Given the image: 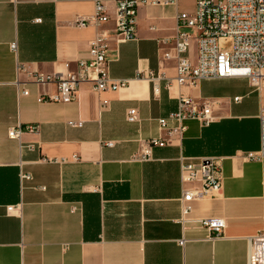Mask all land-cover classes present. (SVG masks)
<instances>
[{
	"label": "crops",
	"instance_id": "1",
	"mask_svg": "<svg viewBox=\"0 0 264 264\" xmlns=\"http://www.w3.org/2000/svg\"><path fill=\"white\" fill-rule=\"evenodd\" d=\"M100 1L110 20L80 27L77 17L92 16L95 0H0V264H247L246 237L264 229V160L244 156L259 148L264 88L242 77L176 83V17L192 15L195 0L142 3L136 40H110L108 73L126 87L98 93L81 83L72 102H38L55 86H36L27 72L64 71V62L73 71L93 37L113 35L116 1ZM191 46L193 60L194 39ZM149 71L171 78L170 88L156 79L154 90ZM17 79L28 94H18ZM181 95L212 101L214 119H187L184 133L167 135L157 118ZM128 108L138 111L137 122L126 121ZM27 123L38 131L8 137V128ZM159 136L168 143L149 159H131L139 138ZM180 156H215L223 172L220 191L192 200L184 223ZM20 171L33 179L20 182ZM205 217L225 220L221 237L199 224Z\"/></svg>",
	"mask_w": 264,
	"mask_h": 264
},
{
	"label": "built area",
	"instance_id": "2",
	"mask_svg": "<svg viewBox=\"0 0 264 264\" xmlns=\"http://www.w3.org/2000/svg\"><path fill=\"white\" fill-rule=\"evenodd\" d=\"M113 12V35L98 34L89 41L88 56L76 61V69L70 71L67 62L66 70L52 72L29 71L30 82L36 86L54 85L53 93L42 92L37 96L38 102L74 101L76 92L81 83H91L94 91L100 93L106 90H120L126 87L128 80L114 79L108 73V64L105 59L110 40L115 43L134 41L137 38V9L142 3L149 5H167L174 0H115ZM77 25L87 27L91 22L104 24L110 20L103 1L95 0L94 13L89 17H77ZM194 30V33L190 30ZM176 34L172 38L175 50L176 74L175 81L179 85L195 84L201 79H217L226 77H242L249 79L252 86L260 89L264 80V0H195V9L192 15L179 13L176 17ZM195 41V56L190 57L191 41ZM11 50L15 51L16 42L10 43ZM164 57L168 59L170 53ZM143 75V74H141ZM144 76V75H143ZM146 77L152 79L154 90L157 88L156 79L165 81V87L170 88L172 79L163 75H153L147 72ZM17 92L28 94L27 82L15 80ZM236 100L240 96L235 97ZM102 101V105L106 104ZM212 101L195 102L189 96L177 98L176 109L166 117L157 118L158 126L167 135L180 136L186 131L184 121L193 119L200 125H207L214 119L211 109ZM125 119L129 123L138 121V111L135 108L126 110ZM260 123V144L256 151L245 154V158L257 161L264 160V108L258 115ZM69 126L81 125V122L68 121ZM37 125L17 124L7 129L10 139L20 140L24 132H37ZM139 148L131 156L135 161L147 160L151 156L152 148L164 146L168 142L159 137L139 138ZM108 145L113 143L107 141ZM30 149L33 143L26 145ZM180 173L182 194L179 198L181 215L179 221L186 222L185 216L192 209L191 201L213 195L219 192L222 186L223 172L219 160L215 156H203L193 161L191 157L180 156ZM20 182L29 181L30 173L20 171ZM190 186L185 187V185ZM44 189L43 186H39ZM15 205L6 207L8 213H14ZM199 224L206 227L212 238L221 237L225 220L219 217H205L199 219ZM247 264H264V229L246 237ZM184 238L178 239L184 245Z\"/></svg>",
	"mask_w": 264,
	"mask_h": 264
},
{
	"label": "rangeland",
	"instance_id": "3",
	"mask_svg": "<svg viewBox=\"0 0 264 264\" xmlns=\"http://www.w3.org/2000/svg\"><path fill=\"white\" fill-rule=\"evenodd\" d=\"M188 30H190V32H194L193 30H191V29H188ZM264 81V80H263ZM261 88H264V82H262V86H261Z\"/></svg>",
	"mask_w": 264,
	"mask_h": 264
}]
</instances>
